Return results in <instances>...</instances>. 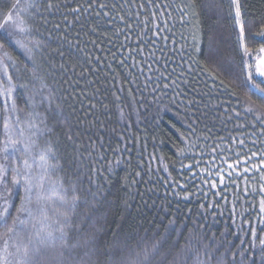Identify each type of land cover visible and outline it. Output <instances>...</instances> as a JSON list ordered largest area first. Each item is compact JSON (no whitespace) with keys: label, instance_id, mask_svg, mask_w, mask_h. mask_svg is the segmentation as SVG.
<instances>
[{"label":"trees","instance_id":"16d2710c","mask_svg":"<svg viewBox=\"0 0 264 264\" xmlns=\"http://www.w3.org/2000/svg\"><path fill=\"white\" fill-rule=\"evenodd\" d=\"M209 2L0 0V31L19 38V25L30 29L29 47L40 44L33 50L40 79L33 81L17 50L0 40V55L8 52L21 68L14 83L25 86L15 111L0 100V157L7 117L11 138L29 146L32 174L51 188L46 196L80 198L75 209L57 207L69 217L64 264H260L264 181L257 173L250 180L234 174L236 184L226 179V189L211 181L216 171L227 175L233 151L264 149V126L253 127L246 112H264V101L241 84L242 48L264 45L256 35L264 29V0H237L239 24L232 0L202 10ZM41 84L51 109L41 103ZM36 128L43 132L33 136ZM48 147L54 171L44 174L34 159ZM8 187L14 190L10 174ZM34 231L21 233L25 243Z\"/></svg>","mask_w":264,"mask_h":264},{"label":"snow or ice","instance_id":"6c2138e0","mask_svg":"<svg viewBox=\"0 0 264 264\" xmlns=\"http://www.w3.org/2000/svg\"><path fill=\"white\" fill-rule=\"evenodd\" d=\"M236 5V17L237 23L239 24L240 6L237 0H232ZM147 3L152 6H156V0H147ZM197 0H190V4L195 6ZM15 6V5H14ZM214 4L210 0L207 4H202L201 9L205 10L213 7ZM52 6L49 5V8ZM104 7V5H101ZM144 7V4H141ZM141 13H136L139 17ZM123 21L124 17H120ZM11 20V17L8 18ZM140 23H145L141 21ZM131 29L132 24L126 25ZM3 26L0 25V29ZM19 31V38H17L13 32L6 29L0 31V40H6L10 46L17 50L18 55L23 58L25 69L30 68L33 81L40 79L38 73L40 71L39 65L37 64L34 57V48H39V42L33 43L32 47H29L27 37L30 34V29L20 27L17 25ZM256 35L264 37V29H262ZM244 38V27L241 25L240 28V39ZM3 50V46L0 45V51ZM247 53V48H245ZM260 53H264V45L259 49ZM260 63L264 65V57L260 59ZM21 68L15 59L8 52H3L0 55V100L3 101L6 110L15 111L18 100L23 99V91L25 86L22 84L14 83V77L16 81L20 79ZM256 75L261 79L258 84H253L251 81L254 79L252 73H249L242 81L241 84L249 89V92L256 95L260 100L264 101V70L256 72ZM46 85L41 84L37 92L41 95V103H47L49 109H51L54 100L50 96L43 95ZM16 93L14 96L13 94ZM31 99V97L29 98ZM28 101L26 100L25 103ZM58 105L56 106V112L50 113L53 116L58 115ZM246 112L254 117L253 127L258 123L264 126V112H257L255 108L248 107ZM36 115V113H33ZM240 115L239 112L236 113ZM35 125H30V128ZM240 127H243L241 125ZM5 136L7 142L2 149L3 156L0 157L4 163H0V229L3 230L2 237L4 238L3 248L0 249V264H64V256L66 251L65 238L67 233L65 232V226L68 222V214L66 212H58L57 207H70L75 209L79 202V197L74 195L71 201L65 199L64 195L46 196V191L51 190L45 189L44 177L35 176L32 174L33 165L29 163L25 156L30 154L28 144L23 140L11 138L13 129L9 124L7 117H5L4 123ZM43 130L36 128L32 135H38ZM194 134V133H193ZM255 133H253L254 135ZM19 135H24V130H19ZM234 139V138H233ZM34 144L35 141H32ZM239 144L245 146V141L241 139ZM213 153H216V148L212 149ZM228 151H233L228 149ZM250 155L240 151H233L232 163H227L229 169L227 175L222 174V171H216L215 175L218 180L211 181V187L216 188L217 184L224 185L226 189L228 185L225 180H229L233 185L236 184V180L232 179L234 174L236 177H240L244 180H250L253 177H249V173L259 174V181H264V149H257V151H251ZM203 156V153L200 154ZM219 155V153H217ZM259 156V163H253L254 158ZM217 157L213 156L215 160ZM49 159H54V153L52 148L48 147L45 151L41 152L38 159H34V162L38 164L40 170L44 174H50L54 171V165L49 164ZM11 162V163H9ZM17 163L22 164V167L17 166ZM191 167V166H189ZM237 167H241L242 171H237ZM11 175V184L14 186V190L8 187V176ZM211 175V173H209ZM62 187V186H61ZM76 191L75 187L72 189ZM245 194L250 195L251 192H256V188H252L249 192L248 188H244ZM258 191L264 193V183H261ZM89 194L95 199L96 194L88 190ZM18 198L20 201L19 207L15 204V199ZM85 204L88 200L83 201ZM15 210V215H13ZM260 211L264 213V199L260 201ZM31 226L35 231L33 234L27 236V243L24 242V237L21 233L25 232L26 229ZM255 235V230H253ZM9 240H14L11 246L15 251H9ZM83 243L86 245L89 240H84ZM260 244L264 245V239L260 240ZM260 264H264V248L259 253ZM252 264H256L253 260Z\"/></svg>","mask_w":264,"mask_h":264},{"label":"rangeland","instance_id":"374dc122","mask_svg":"<svg viewBox=\"0 0 264 264\" xmlns=\"http://www.w3.org/2000/svg\"><path fill=\"white\" fill-rule=\"evenodd\" d=\"M241 52H242V56L244 59V66H245L247 75L249 73H252L258 79H261L259 76L256 75V72L260 70H264V65L260 63V59L264 57V53H260L259 50L250 51L248 53H245L243 48Z\"/></svg>","mask_w":264,"mask_h":264}]
</instances>
